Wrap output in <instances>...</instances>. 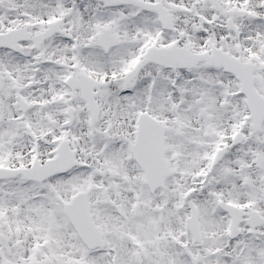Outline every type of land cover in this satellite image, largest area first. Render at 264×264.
I'll return each instance as SVG.
<instances>
[{
    "label": "snow or ice",
    "instance_id": "snow-or-ice-1",
    "mask_svg": "<svg viewBox=\"0 0 264 264\" xmlns=\"http://www.w3.org/2000/svg\"><path fill=\"white\" fill-rule=\"evenodd\" d=\"M0 264H264V0H0Z\"/></svg>",
    "mask_w": 264,
    "mask_h": 264
}]
</instances>
